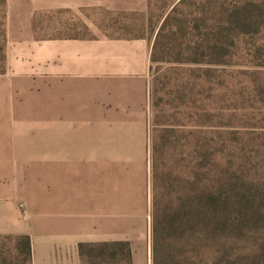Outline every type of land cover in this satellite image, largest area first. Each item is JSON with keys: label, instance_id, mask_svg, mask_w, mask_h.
Listing matches in <instances>:
<instances>
[{"label": "rangeland", "instance_id": "1", "mask_svg": "<svg viewBox=\"0 0 264 264\" xmlns=\"http://www.w3.org/2000/svg\"><path fill=\"white\" fill-rule=\"evenodd\" d=\"M179 1L149 0L146 14L105 16L111 34L153 42L146 198L140 199L134 167L123 170L132 180L124 229L145 235L148 264H264V0ZM46 20L45 26L60 29L46 35L89 34L70 16ZM7 44L0 0V107L6 109L35 100L26 89L6 90ZM48 113L51 119L53 110ZM22 125L2 126L0 135L20 141L18 152L35 151L39 127L29 120ZM51 129L45 128V137ZM84 132L61 128L60 136L70 133V144L58 150L84 151ZM42 162L21 154L0 160V264H30L24 236L7 232L35 229V180L42 173L50 179L54 170L72 183L85 174L83 159ZM48 184L46 178L39 182ZM132 257L137 255L125 244L122 264H134Z\"/></svg>", "mask_w": 264, "mask_h": 264}, {"label": "crops", "instance_id": "2", "mask_svg": "<svg viewBox=\"0 0 264 264\" xmlns=\"http://www.w3.org/2000/svg\"><path fill=\"white\" fill-rule=\"evenodd\" d=\"M5 4L10 76L6 90L15 94L18 87L26 89L24 94L35 100L26 106L0 107V127L35 121L40 134L36 150L29 152H18L14 145L21 142L12 135H0V160L18 154L37 164L83 159L85 168L83 178L73 183L59 178L55 170L50 179L42 173L49 184L40 187L43 179L35 180V229L7 233L27 236L30 264H122L125 244L137 255L132 263L148 264L145 235L124 229L123 209L131 206L132 180L123 170L134 167L138 172L144 202L149 171L145 102L153 42L146 36L111 34L105 16L146 14L149 0H5ZM62 15L85 23L89 34H44L58 29L45 26L46 18ZM61 107L67 116L62 117ZM50 110L53 115L47 119ZM76 127L85 128V150L59 151V145L70 144V133L60 136L59 130ZM45 128H52L50 138L45 137Z\"/></svg>", "mask_w": 264, "mask_h": 264}, {"label": "trees", "instance_id": "3", "mask_svg": "<svg viewBox=\"0 0 264 264\" xmlns=\"http://www.w3.org/2000/svg\"><path fill=\"white\" fill-rule=\"evenodd\" d=\"M180 1H182V0H180ZM180 1H179V3H180ZM172 12H175V10L173 9V10L171 11V13H172ZM169 15H170V14H169ZM167 17H168V16H167ZM209 196H211V197H213V198L216 199V195H215V193H214L213 191H210V192H209ZM210 206H212V205H210ZM24 238H25V240H26V242H27V249H28V251H29L28 259H29V262H30V245H29V240H28L27 236H24Z\"/></svg>", "mask_w": 264, "mask_h": 264}]
</instances>
